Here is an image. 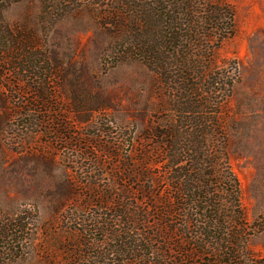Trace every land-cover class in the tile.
<instances>
[{
	"label": "rangeland",
	"instance_id": "obj_1",
	"mask_svg": "<svg viewBox=\"0 0 264 264\" xmlns=\"http://www.w3.org/2000/svg\"><path fill=\"white\" fill-rule=\"evenodd\" d=\"M76 2L60 18L43 15V0H0V216L26 211L35 221L5 264H122L102 258L109 247L99 231L117 204L141 222L128 234L121 220L116 228L144 258L133 264H221L223 254L230 264H264V0H219L233 23L211 68L234 83L226 97L229 80L218 82L219 114L207 120L219 124L221 173L227 159L239 196L222 210L211 256L172 233L180 216L159 222L171 189L148 135L174 116L167 95L141 62L115 64L99 1ZM102 192L112 198L99 208Z\"/></svg>",
	"mask_w": 264,
	"mask_h": 264
},
{
	"label": "trees",
	"instance_id": "obj_2",
	"mask_svg": "<svg viewBox=\"0 0 264 264\" xmlns=\"http://www.w3.org/2000/svg\"><path fill=\"white\" fill-rule=\"evenodd\" d=\"M98 1L93 8L101 26L112 35L109 55L115 64L127 61L144 64L156 76L160 91L167 95L172 105L174 116L160 122L148 135L162 150L158 162L164 165L171 189V196L163 203L164 212L159 222L162 224L164 218L180 216L178 230L172 233L193 246L197 253L211 256L206 251L210 250L214 237L218 235L217 239L222 243L226 219L222 210L236 205L239 196L227 159L225 171L221 173V148H216L214 142L219 124L207 120V116L216 118L219 114V111H211L219 105L212 100L213 96L219 95L218 82L223 84V80H229L226 97L234 83L230 76L214 72L210 57L231 34L233 16L219 0ZM76 4V0H43V15H51L50 11L54 9L61 13V18L75 11ZM209 125L211 133L207 132ZM125 172L123 169L122 175ZM131 175L128 171L124 177ZM111 198L110 193L104 195L102 192L94 199L102 208ZM129 208V205L117 204L113 214L104 218L106 223L101 224L99 231L102 244L109 249L106 253L103 251L102 258L105 255L110 259L120 257L122 264L144 259L130 254V245L133 243L134 248L136 243L134 240L129 242V238L116 229L122 222L129 227L126 228L128 234L131 225L141 223L138 215ZM30 217L26 211L11 217L0 216V264L6 263L4 257L13 253L15 246L19 249V244L27 240L35 227V221ZM90 223L88 227L92 228H98L100 224ZM127 255L132 258L124 260ZM228 256H219L221 264H230Z\"/></svg>",
	"mask_w": 264,
	"mask_h": 264
}]
</instances>
